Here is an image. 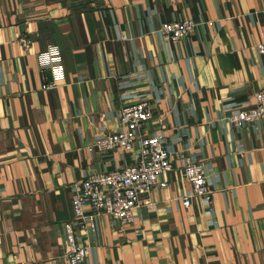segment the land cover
Wrapping results in <instances>:
<instances>
[{
    "label": "crops",
    "instance_id": "1",
    "mask_svg": "<svg viewBox=\"0 0 264 264\" xmlns=\"http://www.w3.org/2000/svg\"><path fill=\"white\" fill-rule=\"evenodd\" d=\"M187 17L194 33L163 38ZM263 38L264 0H0V264H68L74 183L135 161L140 140L88 146L138 100L154 113L142 133H165L167 184L131 224L101 213L79 229L86 264H264V118L230 120L264 86ZM52 42L66 74L45 88L36 54ZM187 159L204 164L212 209L183 204Z\"/></svg>",
    "mask_w": 264,
    "mask_h": 264
},
{
    "label": "built area",
    "instance_id": "2",
    "mask_svg": "<svg viewBox=\"0 0 264 264\" xmlns=\"http://www.w3.org/2000/svg\"><path fill=\"white\" fill-rule=\"evenodd\" d=\"M212 24V21H209ZM197 21L187 17L168 20L161 24L160 31L167 41H178L194 33ZM258 50L264 53V38L258 43ZM36 59L43 73L45 88L57 85L66 74L62 49L57 43H49L38 51ZM255 103L231 115L236 125L254 122L264 118V86L254 94ZM151 104L146 100L127 103L120 115L121 129L99 136L88 149L107 150L122 148L130 150L140 140L139 156L135 161L119 169L94 172L74 183L72 217L64 221L68 264H86L89 246L82 242L78 230L92 226L95 215L105 213L118 220L121 225L131 224L135 219L134 209L151 203L149 190L156 184L165 186L160 178L172 168L171 155L165 146L163 130L155 134H143L144 125L153 117ZM184 176L191 182L189 194L182 195L186 207L191 206L192 197L205 199L209 209L213 206V190L208 183L204 164L187 159L183 167ZM87 209L92 212L87 213Z\"/></svg>",
    "mask_w": 264,
    "mask_h": 264
}]
</instances>
